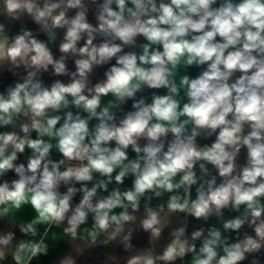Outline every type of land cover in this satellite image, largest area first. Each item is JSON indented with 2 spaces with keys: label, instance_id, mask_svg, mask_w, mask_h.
Instances as JSON below:
<instances>
[{
  "label": "clouds",
  "instance_id": "clouds-1",
  "mask_svg": "<svg viewBox=\"0 0 264 264\" xmlns=\"http://www.w3.org/2000/svg\"><path fill=\"white\" fill-rule=\"evenodd\" d=\"M6 74L0 264H264V0H0Z\"/></svg>",
  "mask_w": 264,
  "mask_h": 264
},
{
  "label": "crops",
  "instance_id": "crops-1",
  "mask_svg": "<svg viewBox=\"0 0 264 264\" xmlns=\"http://www.w3.org/2000/svg\"><path fill=\"white\" fill-rule=\"evenodd\" d=\"M90 19H91V17H90ZM29 27H33V28H34L35 25L29 24ZM42 38H43V37H42ZM53 50H54V52L57 51V49H55V48H54ZM57 54H58V53H57ZM113 62H114V61H113ZM69 67H70V69L74 70V65H73V64L70 63V64H69ZM103 71H104L103 68H98V69L96 70V76H97V77H102V75H103ZM190 74H191V75H196V74H198V70H197V69H193V70L190 71ZM45 79H46V80H49V81L51 80V78H50V77H47V76L45 77ZM12 80H13V77H12L10 74H6L5 77L3 78V80L0 81V90H2V88H3L4 85H6V84H8V83H11ZM128 107L130 108V102H129ZM126 184L130 185V180L126 181ZM189 220H190L189 231H191V226L194 225V224H197L198 222L195 221V220L192 219V218H189ZM166 235H167V231L165 232V236H166ZM145 241H146V236H142V237L139 239V241H136V242H137V243H140V244H143ZM57 243H59V241H57ZM65 248H66L65 245H63V244L59 245L58 249H57L55 252H53L52 255H51L50 257H45V258H43L44 264H48V262H49L50 260H54L55 257H56L57 255H59L61 252H63V251L65 250ZM100 258H101V257L99 256V250H97L96 252H94V253L92 254V257L89 259V264H96V261H97L98 259H100Z\"/></svg>",
  "mask_w": 264,
  "mask_h": 264
}]
</instances>
